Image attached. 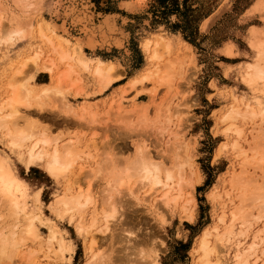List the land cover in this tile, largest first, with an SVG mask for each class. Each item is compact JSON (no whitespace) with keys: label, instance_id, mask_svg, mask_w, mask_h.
Listing matches in <instances>:
<instances>
[{"label":"rangeland","instance_id":"1","mask_svg":"<svg viewBox=\"0 0 264 264\" xmlns=\"http://www.w3.org/2000/svg\"><path fill=\"white\" fill-rule=\"evenodd\" d=\"M17 1L0 0V29L2 33L4 31V35H7L9 28L13 30L16 24L32 22L36 25L47 21L58 31L62 29L57 25L64 23L72 35L70 37L75 40L76 35L84 34L87 28L85 21L75 20L85 12L83 0H40V7L37 9L34 6L35 1L38 4V0H28L33 3L29 5H24L27 4L26 0H22L23 4ZM120 1L92 0V8L89 7L94 13L91 27L100 22L106 12H119V24H122L125 16H130L131 20L122 25L129 33L125 45L119 48L106 43L99 45L94 51L89 47H85V50L88 53L96 52L110 60L118 58V70L124 73L123 77L101 92L98 90L99 80L92 77L90 71L81 68L79 71L83 79L76 87L82 90L81 94H75V89H71L72 92L67 93L66 104L59 93L51 92V95L41 100L34 98L32 104L22 106V117L18 119L27 128L30 126L28 123L34 121L36 128L52 133L59 143H71L76 147L79 155L73 172L78 176H75L77 181L75 180L74 185L81 189L91 186L94 197V203L85 210L83 216L79 215L89 233L86 236L79 235L74 222L69 219L71 212L60 218L49 206L50 202L63 193L64 182L53 179L39 166L26 168L17 154L1 141L0 148L8 154L20 176L28 183V205L32 208L36 206L35 192L40 190L41 201L38 206L42 213L55 220L67 240L72 242L73 250L66 251L67 255L72 256L70 264H84L87 260L86 244L91 235L97 240L94 251L99 256L95 257L92 251V259H96L97 264H145L153 259L163 264H193L192 249L198 235L205 226L218 222L214 219L222 211L231 212L232 200L239 193V189L236 187L237 191L234 188L231 177L232 172L240 169L241 160L236 151L218 150L222 143L228 141V136L223 131L225 124L217 123L216 120L234 101L253 103L258 97L264 104V86L260 84L262 90L259 91V85L250 84L242 74L254 62L256 50L249 43L252 28H259L264 35V9H253L257 0H135L140 7L135 13H130L118 6ZM73 5L76 7L74 12L68 14L69 7ZM205 22L206 25L203 26ZM159 29L174 38L177 34L181 35L191 44V49L185 47L188 50L185 49V52L184 46L175 44L172 53L167 56L178 60V66L176 64L173 68L175 72L171 86L153 79L129 88V77L145 63V54L141 48L142 37ZM35 44L34 36L25 42L18 41L16 37L7 44L0 43V81L4 71L9 76L14 68L21 66V60L30 55L31 47ZM228 44L233 48L228 50ZM18 56L20 58L15 64ZM38 66L30 62L24 68L23 76L18 75L21 79L28 77L29 86L35 89V94L40 93L44 88L42 84L49 83L51 79L50 73ZM31 71L34 73L33 77L28 74ZM67 85L68 81L64 83V89ZM42 101L44 104L40 107L38 103ZM83 105L90 106L95 116L90 113L82 115ZM242 126L244 132L240 141L245 148H249L248 154H253V151L250 152L251 147L252 150L257 148V153L263 151L264 120L261 117L249 118ZM185 142L195 143L187 146ZM139 146L147 149L154 160H161L167 165L170 162L173 164L174 154H184L186 150L192 154L194 151L193 160L196 165L194 168L187 166L188 172L198 170L202 177L194 189L197 202L194 220L183 216L184 212L179 204L170 208L162 207L159 195H149L148 186L141 189L137 180L135 184L132 183L133 188H136V191L132 190L137 196L135 198L129 190L130 186L123 188L124 191H120L122 193H118L116 188L114 190L117 194L112 192V188L108 193L113 179L109 170L107 171L110 165L105 164L104 157L119 159L116 161L120 165L116 162V169L123 172L122 169L125 171L134 164ZM262 153L264 151L260 152ZM99 162L106 167L105 171L108 173L104 171L105 175L111 177L100 173L102 166H99ZM253 162L243 167V170L248 171H244L247 173L246 179H255L257 176L259 180H264V165L259 166ZM118 165L121 168L118 169ZM71 177L74 178V174ZM108 179L112 180L109 182ZM215 184H218L217 200L210 197ZM252 184L250 190L254 185ZM232 190L237 191V194L230 193ZM118 197H122L121 201ZM115 199L117 202H114ZM113 202L116 205L115 215L109 217L108 226L103 228L101 225L104 224L105 211L113 209ZM0 209L5 213L2 207ZM93 217L98 221L94 223L95 226H91ZM5 218H0V229L7 221H11ZM38 225L45 240L48 228L41 223ZM257 228L254 223L251 237ZM3 230H6V226ZM30 243L32 242L29 241L28 245ZM32 245H37V242L34 241ZM15 258L13 264H30L20 260L23 259L20 255ZM39 259L44 264H53V261L43 257V253ZM93 261L92 264H95ZM226 264H232L231 259H227Z\"/></svg>","mask_w":264,"mask_h":264},{"label":"bare ground","instance_id":"2","mask_svg":"<svg viewBox=\"0 0 264 264\" xmlns=\"http://www.w3.org/2000/svg\"><path fill=\"white\" fill-rule=\"evenodd\" d=\"M83 1L84 4L82 5L85 12L80 14L75 20L77 22L85 21L84 25L87 28H85L84 34L76 35L75 40L73 37H70L72 35L66 29L67 27L64 23L57 25L62 31H58L54 25L47 21H42L36 25L32 22L27 24L19 23L20 25L16 24L13 30L9 28L7 35H4V31L3 34L2 29H0V43L2 44H7L16 37L18 41L25 42L26 39L34 36L36 41V44L31 47L32 51L30 49V55L21 60V66L19 68H14L13 73L11 72L9 76H7L5 71L2 74V80L0 81V141L5 143L12 152L17 154L26 168L39 166L53 179L64 182L63 193L50 202L49 206L55 212L56 216L60 218L66 213L71 212L69 219L74 222L75 229L79 235L89 233L79 215L83 216L85 210L94 203V197L91 193V186H88L86 189H81V187L74 185L76 183L75 180L77 181L75 176H78L77 173L75 174L73 172L79 155L76 147L71 143H59L52 133L43 128H36L34 121H30L28 123L30 126L27 128L20 124L18 119L22 117V106L32 104V99L34 98L41 100L51 92L53 94L59 93L61 100L63 99L64 101L62 102L66 104L67 93L72 92L71 89H75V94H81L82 90L76 88L77 84L83 79L79 71L81 68L90 71L92 77L99 80L98 90L101 92L123 77L124 73L118 70L120 67L118 58L110 60L96 52L88 53L85 50V47H89L94 51L96 47L99 45L103 46L106 43H110L119 48L125 45L129 39V33L124 31L119 33L117 19L120 13L103 12L104 14L100 22L96 23L92 28L91 24L94 13L89 7L92 8L93 2L92 0ZM16 2L18 1L16 0ZM19 2H22V0H19ZM26 2L27 4L24 5L32 3L28 2V0ZM121 4L124 8L130 10L128 11L130 13H135V10L139 7L135 0H123ZM39 7L40 0H38V4L35 1L34 8L37 9ZM75 8V5L70 6L68 14L73 13ZM253 9H259V11L264 9V0H257L254 3ZM129 20H131L130 16H125L122 24L127 23ZM206 22L203 26L206 25ZM35 27L36 30H34ZM251 31L250 33L252 34L249 37V43L256 50L254 62H249L250 64L242 71V74L250 84L259 85V91H261L260 84L264 86V35L256 27H253ZM109 33H114L112 39L108 38ZM97 34L99 37L93 40V37ZM175 44H181L184 46V50L186 48L188 50L191 49V44L183 39L181 35H177L174 38L161 29L142 37L141 48L145 54V63L129 77L127 86L129 88L135 87L153 79L160 81V83H165L167 86H171L174 79L173 72H175L173 68L176 66L178 60L168 58L167 56L172 53V48ZM226 46L228 50L233 48L231 44ZM19 58V56L16 57L15 64ZM30 62L39 65L38 68L47 70L51 76L50 82L42 84L44 88L37 94H35V89L29 86L28 77L24 75L26 78L21 79L24 68ZM32 73L33 71L28 73L30 77L34 76V73ZM20 74L21 76H18ZM67 81L68 85L64 89L63 85ZM258 99L257 97L253 103H250L246 101L242 102L235 97L237 101L231 103L222 112L219 120H216L217 123L222 122L225 124L223 131L228 136V141L222 143L220 146L218 145V150L231 149L236 151V155L241 160V163H239L241 166L240 169L232 172L231 177L232 181H234L233 186L235 189L236 187L239 189V193L237 194V189V191L232 190L230 192L238 195L237 198H233L232 200L231 212L222 211L214 219L218 220V222L205 226L198 235L192 249L193 264H226L227 259H231L232 264H264V180H259L257 176L255 179H246L247 173L245 172L248 171L243 170L247 164L253 161L259 166L264 165V153H262L263 155L260 154L264 150L258 151L259 153H257L258 149L254 148L255 150H252L253 147H251L250 152L253 151V154L251 153L252 155H249V148H245L240 141V137L244 132V127L242 126L244 122L249 118L256 117H261L264 120V104ZM43 102L38 103V105L43 107ZM81 109L83 111L82 115L90 113V115L95 116V113L91 112L90 106L83 105ZM194 143L189 144V142H185L187 146L194 145ZM193 152L189 154L186 150L184 154H181V152L174 154L175 156L173 158L170 156L173 159L172 162L174 161L173 164L170 162L167 165V163L161 162V160H154L147 149L139 146L134 164L127 167L125 171L122 169L123 172H120L121 169H116V160L119 159L105 156V164L110 165H107L109 167L107 171L109 170V175L113 179H108L109 182L112 180L109 184L108 193L111 190L110 188L113 190L116 188L119 193L123 188L127 189L128 186H130V189L128 188L130 191H136L132 183L135 184L137 180L139 181V185L142 186L141 189L148 186L147 193L149 195H159V203L163 205L162 207L170 208L171 206L179 204L184 212L183 216L192 221L197 214V202L194 189L196 183H199L202 178L197 170L198 167L196 168L197 172L194 169L188 172V167L194 168V165H196L193 160ZM255 152L259 155L258 157H256ZM117 163L120 165L119 162ZM100 164L101 162H99V166L101 167L102 165ZM119 165L118 169L119 167L121 168ZM102 167L99 169L102 172H98L104 173L103 175L106 177L108 175H105L106 167ZM100 173L99 176H101ZM73 174L74 178L71 177ZM254 181L255 183H253ZM251 184L254 187L252 186L250 190L249 187ZM139 185L135 186L137 187ZM28 188L27 181L20 176L11 158L0 148V208L2 207L5 210L4 213L0 209V218L7 217L8 220L11 219L10 222L7 221L9 222L8 225L4 221V223L6 222V230H3L5 226L1 228L2 230L0 229V264H13V260L16 259V256L18 258L19 255L20 258H23L20 260H25L27 263L44 264L39 259L41 253H43V257L53 261V264H70L72 256L71 254L67 255L66 251L71 252L73 250L72 242L70 243L67 240L63 230L55 220L42 213L38 206V203L41 201L40 190L37 193L35 192L34 201H36V206L32 208L28 205ZM217 188L218 184H215L210 192V197L213 200H217ZM113 190L112 192H116L117 194V191ZM133 194L135 198V192ZM123 201L122 199V203ZM114 202H117V200ZM114 202L112 204L113 209H106L105 211V225L103 223L101 225L103 228L108 226L109 217L115 215L116 205ZM156 205L159 206L158 203ZM218 205L220 206V203ZM5 220L7 219L5 218ZM96 222H98L97 219L93 217L91 226ZM39 223L46 225L48 228L45 240L42 238ZM254 223L258 228L251 237ZM248 237H250V240H248ZM29 241L32 243L36 241L37 245L33 246L32 243L28 245ZM96 242L95 236L91 235L86 244L88 258L84 264H92L93 255L95 257L99 256H96L95 253L97 251H94ZM27 245L28 247H25ZM92 251H94L93 255ZM94 261L93 263L97 264V260L95 259ZM145 264L163 263H158L153 259L152 261L145 262Z\"/></svg>","mask_w":264,"mask_h":264},{"label":"crops","instance_id":"3","mask_svg":"<svg viewBox=\"0 0 264 264\" xmlns=\"http://www.w3.org/2000/svg\"><path fill=\"white\" fill-rule=\"evenodd\" d=\"M121 1H122V0H121ZM121 1L119 2L118 6H120L121 9H125V10H127L126 8H124V7L122 6ZM139 7H140V6H139ZM139 7H138V9H139ZM138 9H136L135 11H137ZM127 11H128V10H127ZM129 11H130V10H129ZM118 24H119V23H118ZM122 25H123V24H119V33H121V31L127 32V31L123 28ZM113 34H114V33H109V34H108V38H109V39H112V38L114 37ZM177 35L180 36L179 34H177ZM97 37H99L98 34L95 35V36L93 37V40H95Z\"/></svg>","mask_w":264,"mask_h":264},{"label":"trees","instance_id":"4","mask_svg":"<svg viewBox=\"0 0 264 264\" xmlns=\"http://www.w3.org/2000/svg\"><path fill=\"white\" fill-rule=\"evenodd\" d=\"M164 1H167V0H164ZM187 39H189L190 41H192V39L189 37V35L185 34L184 35Z\"/></svg>","mask_w":264,"mask_h":264}]
</instances>
